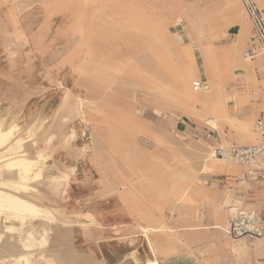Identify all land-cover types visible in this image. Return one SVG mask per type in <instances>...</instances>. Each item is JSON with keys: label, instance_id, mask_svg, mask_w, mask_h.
Listing matches in <instances>:
<instances>
[{"label": "rangeland", "instance_id": "obj_1", "mask_svg": "<svg viewBox=\"0 0 264 264\" xmlns=\"http://www.w3.org/2000/svg\"><path fill=\"white\" fill-rule=\"evenodd\" d=\"M254 31L240 0H0V187L35 208L0 205V264H231L201 245L216 199L198 185L238 163L177 121L252 136L192 83L225 47L241 81L262 77Z\"/></svg>", "mask_w": 264, "mask_h": 264}, {"label": "crops", "instance_id": "obj_2", "mask_svg": "<svg viewBox=\"0 0 264 264\" xmlns=\"http://www.w3.org/2000/svg\"><path fill=\"white\" fill-rule=\"evenodd\" d=\"M261 2L262 0H260ZM261 5H264V2ZM230 49V47H225L223 55L215 48L213 65L208 63L205 65L206 69L199 80L212 85L216 94L227 99L226 108L228 110L237 108V117L242 115L243 119L252 121L264 117V65H256L258 74H262V77L241 81L240 76L235 73L234 65L225 62ZM246 50L252 53V57H254L256 48L250 39ZM261 71L262 73H260ZM216 94L214 93V96ZM236 102L241 105L236 106ZM211 126L207 121L201 125H189L183 120L177 121L179 132L185 134L184 139L191 135L193 138L210 143L212 144L210 146L212 151L225 144L245 145L258 141V135L254 128L252 129V136L240 144L232 140L223 141L219 131L211 129ZM212 165L216 167L213 168L212 172L201 176L204 181L198 185L213 193L216 199L212 203L216 209L215 215L209 217V221L205 220L203 228H200L203 234L201 245L205 249H212L214 257L219 259L220 263L228 259L231 264H237L240 259L245 264H264V237L238 239L220 234L219 237H214L210 232V229H218L219 226L217 225L225 222L226 230L229 219L239 209L254 210L264 224V155L247 167L240 164L221 163H208L205 164V167L210 168Z\"/></svg>", "mask_w": 264, "mask_h": 264}, {"label": "built area", "instance_id": "obj_3", "mask_svg": "<svg viewBox=\"0 0 264 264\" xmlns=\"http://www.w3.org/2000/svg\"><path fill=\"white\" fill-rule=\"evenodd\" d=\"M244 5L249 19L254 26V40L260 42L264 49V22L258 12L253 0H240ZM252 54L244 51L245 59L252 58ZM194 91H203L209 88V85L202 81L192 83ZM253 128L258 135V141L253 144L245 145H222L213 149V154L234 163L247 167L253 161L264 155V117L253 121ZM226 232L233 238L247 237L257 239L264 237V224L261 217L254 210L239 209L233 213L226 227Z\"/></svg>", "mask_w": 264, "mask_h": 264}, {"label": "bare ground", "instance_id": "obj_4", "mask_svg": "<svg viewBox=\"0 0 264 264\" xmlns=\"http://www.w3.org/2000/svg\"><path fill=\"white\" fill-rule=\"evenodd\" d=\"M21 43V42H20ZM56 86H58V85H56ZM14 124V123H13ZM10 126V125H9ZM13 128V127H12ZM9 129V128H8ZM2 130H0V134L1 135H3L2 134ZM0 140H2L1 138H0ZM3 141V140H2ZM85 150V149H84ZM16 160H18V159H16ZM26 161H28V164H29V166H30V160L29 159H26ZM12 163V166L14 165V166H16L17 168H19V169H21V170H23L24 172L25 171H27V170H29V168L26 166V168H25V166H21V165H19V163L17 162V161H13V162H11ZM27 164V165H28ZM11 165V164H10ZM15 167V168H16ZM72 169H74V168H72ZM5 187H0V205H3L6 209H8V210H16V209H20V210H26V211H34L35 210V208L34 207H32V206H30V205H28V204H24L23 202H22V200H19L20 198H13L12 196H8V194H6V192H5ZM5 192V193H4ZM57 212V211H56ZM36 213V212H35ZM66 215V214H65ZM37 217V216H36ZM56 217V216H55ZM57 218V217H56ZM55 218V219H56ZM60 222H63V221H60ZM22 224V223H21ZM57 224V223H56ZM50 249V248H49Z\"/></svg>", "mask_w": 264, "mask_h": 264}]
</instances>
